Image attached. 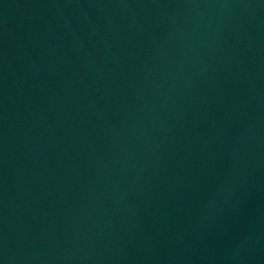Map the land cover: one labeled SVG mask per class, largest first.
Here are the masks:
<instances>
[{
  "label": "water",
  "instance_id": "obj_1",
  "mask_svg": "<svg viewBox=\"0 0 264 264\" xmlns=\"http://www.w3.org/2000/svg\"><path fill=\"white\" fill-rule=\"evenodd\" d=\"M0 264H264V0H0Z\"/></svg>",
  "mask_w": 264,
  "mask_h": 264
}]
</instances>
